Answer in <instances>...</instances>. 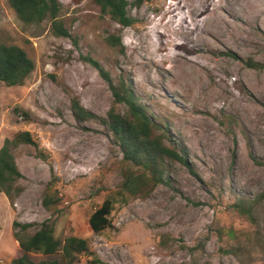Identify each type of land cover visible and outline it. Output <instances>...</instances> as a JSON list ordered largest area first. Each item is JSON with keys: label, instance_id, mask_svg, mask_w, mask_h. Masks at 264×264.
Segmentation results:
<instances>
[{"label": "rangeland", "instance_id": "obj_1", "mask_svg": "<svg viewBox=\"0 0 264 264\" xmlns=\"http://www.w3.org/2000/svg\"><path fill=\"white\" fill-rule=\"evenodd\" d=\"M59 2L70 38L49 21L25 25L0 0V44L35 63L24 85L0 82V149L23 131L38 145L12 148L22 178L0 194V264L23 255L15 222L34 232L49 219L56 238L88 241L93 256L76 264H264V0H146L129 8L130 27L93 0ZM88 58L115 83L131 82L184 150L168 183L118 196L129 165L105 125L78 123L71 109L73 99L98 118L110 109L108 83ZM110 196L112 226L96 234L89 219ZM257 197L250 214L236 207Z\"/></svg>", "mask_w": 264, "mask_h": 264}, {"label": "trees", "instance_id": "obj_2", "mask_svg": "<svg viewBox=\"0 0 264 264\" xmlns=\"http://www.w3.org/2000/svg\"><path fill=\"white\" fill-rule=\"evenodd\" d=\"M93 1L103 16H109L123 27H130L134 20L129 15V8H139L146 0ZM9 2L25 25H40L44 21H49L53 35L71 37L62 21V5L59 0H9ZM108 41L113 45H121V39L115 36H110ZM87 60L108 83L112 94L111 106L105 118H98L77 99L72 100L71 109L78 123L99 120L105 125L123 154L124 163L129 165L123 172L118 196L134 197L168 183L169 163H187L184 150L175 145L169 131L149 113L148 107L140 100L131 82L120 80L115 83L99 62L91 58ZM254 67L262 68V65L255 64ZM34 70V61L22 48L0 44V82L8 86H22ZM21 144L38 148L31 133L26 131L18 132L12 139L5 141L0 149V194L12 195L15 183L22 178L12 154V148ZM19 191L17 188L16 192ZM116 201L114 196H110L93 212L89 224L94 233L99 234L111 228L110 216ZM260 201V197L252 201L242 199L236 207L242 214H250L253 205ZM57 204L58 201L47 191L44 205L50 209ZM35 226L33 223H14V238L19 243L23 255L13 260L11 264H62L59 260L51 259L36 262L31 257L32 254L60 255L64 264H76L84 254L93 256L85 239L74 236L64 240L56 238L52 220L40 223L33 232ZM94 261L99 263L98 259Z\"/></svg>", "mask_w": 264, "mask_h": 264}, {"label": "bare ground", "instance_id": "obj_3", "mask_svg": "<svg viewBox=\"0 0 264 264\" xmlns=\"http://www.w3.org/2000/svg\"><path fill=\"white\" fill-rule=\"evenodd\" d=\"M221 21V20H220Z\"/></svg>", "mask_w": 264, "mask_h": 264}]
</instances>
